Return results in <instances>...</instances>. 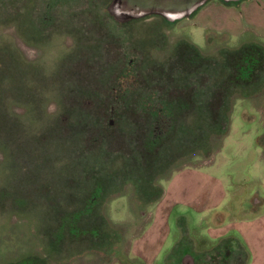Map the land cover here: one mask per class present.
<instances>
[{
	"label": "rangeland",
	"instance_id": "rangeland-1",
	"mask_svg": "<svg viewBox=\"0 0 264 264\" xmlns=\"http://www.w3.org/2000/svg\"><path fill=\"white\" fill-rule=\"evenodd\" d=\"M254 5L264 0H0V264H173L174 241L215 220L233 233L257 219L264 236V72L231 89L217 119L206 104L229 73L224 52H264ZM181 40L211 63L158 85ZM148 90L189 97L141 155L147 120L130 102ZM85 202L74 227L102 216L108 245L69 231ZM214 247L201 243L195 264H239Z\"/></svg>",
	"mask_w": 264,
	"mask_h": 264
},
{
	"label": "trees",
	"instance_id": "trees-1",
	"mask_svg": "<svg viewBox=\"0 0 264 264\" xmlns=\"http://www.w3.org/2000/svg\"><path fill=\"white\" fill-rule=\"evenodd\" d=\"M174 57L175 58L171 63L166 64L165 67H160L158 74H155L156 77H154L155 79H158V85L168 76V80L173 82V75H176L175 73L190 75V73L195 72L202 66H206V64L209 65L212 60L211 58L202 56L193 44L185 40L178 42ZM223 61L229 69V73L223 82H221L214 90L208 92L209 96L206 101L208 111L212 114L213 119H217L220 115V107L224 104L231 89L242 84H249L257 78L258 74L264 72V52L261 47L255 43L244 44L238 49L224 52ZM146 77L150 79L151 75L148 74ZM154 77L152 76V79H154ZM160 91L161 90H148L140 94L133 93L136 95L131 98V106H135L134 104L141 105L136 110H139V113L143 114L147 120V122L143 125V129L138 131L139 133H142L138 136V140L136 141V146L140 147L138 150L141 152V155H143V153H146V155L149 153L151 154L154 150L153 142L157 141L158 133L160 132L159 125L162 123L170 127L173 123L174 116H176L175 112L178 111L177 108L184 105L186 98L189 97L188 94L185 95L181 91ZM137 126L140 128L142 127V125ZM111 138L114 143L115 138L110 137L109 141ZM145 157L146 156H143L142 160ZM151 157H149L147 163L143 161V163H139V167L144 166L147 169V167L153 163V156ZM85 204L86 202L79 205V208L76 209L78 213L75 217L77 218L73 219L72 226L69 227V231L77 230L78 234L73 233L74 235L77 234L75 237L90 240L94 247L99 248V246H105L104 244L106 243L108 245L110 238L104 232L103 224L101 223L103 221L102 216H97V219L95 220H89L90 218L88 216L90 213H88L86 214V219L84 220L85 226L81 224L80 227L82 229H79L78 226L74 227L75 221L79 222V224L81 223V214L84 210H86ZM70 215L71 214H69V216ZM34 259L39 262L42 261L38 258Z\"/></svg>",
	"mask_w": 264,
	"mask_h": 264
},
{
	"label": "crops",
	"instance_id": "crops-1",
	"mask_svg": "<svg viewBox=\"0 0 264 264\" xmlns=\"http://www.w3.org/2000/svg\"><path fill=\"white\" fill-rule=\"evenodd\" d=\"M253 4L254 2L251 1L250 7ZM257 6H260V4ZM253 9H259L264 12V9L260 7H255V5L253 6ZM255 31H256L255 34H257L256 36L257 39L255 41H258V39H262L264 37V36H260V37L258 36L260 32L262 31L261 29L255 27ZM255 43L258 45H261L258 42H255ZM261 195L263 196V198L261 200L259 199L256 200L255 205H254V208L256 211H258L259 208L264 204V194H261ZM256 203L258 204V206H256ZM193 205L191 204V206ZM212 205H213V202L211 204L209 203V207H211ZM194 206L196 208L197 205H194ZM205 207L206 206L204 204V208ZM243 219L237 218V220H239L240 222L243 221ZM248 222L252 224L248 225L245 228L243 227L241 228V226L239 225L240 227L238 229H235L233 233L227 232V230L225 229V226L220 227L219 224H217L218 221L216 220L211 222L215 225L212 224L213 226H210V228L203 231L202 234L185 233L180 238H177L173 243L171 253L175 254L176 259H174V263L175 264H195L193 255L199 252L198 249L201 243H207L208 245L214 243L215 247L213 248V250L214 249L217 250L219 254L221 255H225V250L227 251V249H229L228 259L231 260V258L233 259L234 257L240 256L241 260L239 261V264H255L256 260L258 259V256L256 257L255 253L263 254L264 252V236L260 237L257 234L256 230L253 228V224L257 223V219H254L253 221H248ZM241 223L244 224V222H241ZM219 228L221 229L219 230ZM219 264H224V263H219Z\"/></svg>",
	"mask_w": 264,
	"mask_h": 264
},
{
	"label": "bare ground",
	"instance_id": "bare-ground-1",
	"mask_svg": "<svg viewBox=\"0 0 264 264\" xmlns=\"http://www.w3.org/2000/svg\"><path fill=\"white\" fill-rule=\"evenodd\" d=\"M192 1L193 0H158V3H154V4L161 5L163 7H171L172 5H178L179 7H181V6H186L189 3H192Z\"/></svg>",
	"mask_w": 264,
	"mask_h": 264
},
{
	"label": "water",
	"instance_id": "water-1",
	"mask_svg": "<svg viewBox=\"0 0 264 264\" xmlns=\"http://www.w3.org/2000/svg\"><path fill=\"white\" fill-rule=\"evenodd\" d=\"M143 2H152V3H158V0H142ZM194 2V0L192 1V3ZM191 4V3H190ZM188 4V6L190 5ZM185 8V7H184ZM186 8H187V5H186Z\"/></svg>",
	"mask_w": 264,
	"mask_h": 264
}]
</instances>
